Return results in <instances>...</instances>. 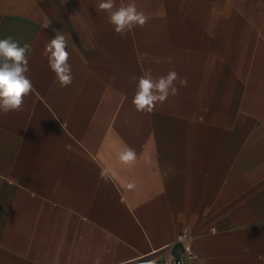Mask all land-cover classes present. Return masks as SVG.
<instances>
[{"label":"crops","instance_id":"crops-1","mask_svg":"<svg viewBox=\"0 0 264 264\" xmlns=\"http://www.w3.org/2000/svg\"><path fill=\"white\" fill-rule=\"evenodd\" d=\"M99 2L0 0L33 84L0 113V264L164 262L182 233L191 264H264V0H135L149 21L123 36ZM54 30L68 87L42 55ZM149 68L188 83L137 112Z\"/></svg>","mask_w":264,"mask_h":264},{"label":"clouds","instance_id":"clouds-1","mask_svg":"<svg viewBox=\"0 0 264 264\" xmlns=\"http://www.w3.org/2000/svg\"><path fill=\"white\" fill-rule=\"evenodd\" d=\"M98 10L107 13L108 22L113 26L114 32L120 36L136 27L145 26L149 21V16L138 10L135 0L119 6L116 5L115 0H100ZM54 31L55 35L45 44L42 55L55 74V80L61 87H68L73 81L69 63L70 53L67 51L68 38L62 32ZM28 51V45L20 46L11 37L0 39V113L6 115L12 111L22 110L24 98L33 91L32 81L27 75L30 71ZM131 79L136 81L132 104L137 112L142 113H152L157 105L165 103L170 96L178 95L177 82L181 87H186L188 83L187 78L180 77L175 70L153 78L150 68L141 76H133ZM119 159L124 163H132L136 161L137 153L126 146L119 153ZM168 170H171L170 167ZM100 177L102 180H107L108 170H102ZM184 231L187 234L189 229Z\"/></svg>","mask_w":264,"mask_h":264},{"label":"built area","instance_id":"built-area-1","mask_svg":"<svg viewBox=\"0 0 264 264\" xmlns=\"http://www.w3.org/2000/svg\"><path fill=\"white\" fill-rule=\"evenodd\" d=\"M177 240L183 243L182 252L180 255L171 259V264H191L196 255L192 248L190 238L186 237L184 233L178 235ZM134 264H170V260L164 262H157L151 258L142 257L135 261Z\"/></svg>","mask_w":264,"mask_h":264}]
</instances>
